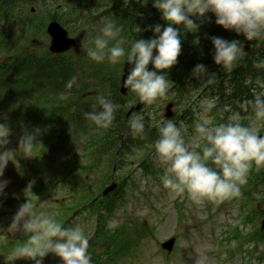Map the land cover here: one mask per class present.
I'll use <instances>...</instances> for the list:
<instances>
[{
    "label": "clouds",
    "instance_id": "9594fccd",
    "mask_svg": "<svg viewBox=\"0 0 264 264\" xmlns=\"http://www.w3.org/2000/svg\"><path fill=\"white\" fill-rule=\"evenodd\" d=\"M149 0H143L147 4ZM152 7L160 13L166 27H152L153 38L134 40L127 50V63L131 70L123 79V87L142 102L154 103L158 98L165 97L172 87L167 71L176 63L181 52V28L190 33H197L199 25L196 19L207 14L215 19L216 26L225 31L243 36L246 41L264 39V0H152ZM177 26V27H173ZM137 31H139L137 29ZM98 35L87 49V56L95 62L105 59L117 63L125 57V41L120 37L121 29L114 19L104 18ZM111 43L110 46V42ZM199 43L198 40L193 41ZM212 61L220 68L231 70L237 61L245 55L243 45L238 40H225L219 37L211 39ZM149 64L152 70L148 69ZM264 69V60L253 65ZM191 76L195 79L207 77L211 83L215 74L209 75L203 64H197ZM73 76L66 84L71 89L76 84ZM261 87L264 83L257 81ZM257 119H264V94H258L248 102ZM215 107L209 100L203 106L204 112ZM118 105L104 96L96 98L92 111L84 113V118L99 128H108L114 118ZM239 113L229 117L227 123L209 126L210 121L197 123L194 134L185 139L183 127H178L171 120H160L154 124L158 139L154 143L158 160L166 165L161 176L163 187L182 195L187 192L197 203L204 199H231L241 195L240 186L247 183V175L253 162L264 164V136L258 135L251 127L243 125ZM129 128L134 136H142L145 131L144 118L133 116ZM11 135L9 126L0 123V177H3L7 164L15 160L17 155L30 158L36 146L39 129L25 131L18 141L17 150H4ZM211 165L215 167H210ZM8 181L0 179V195L3 194ZM29 183L25 192L31 191ZM22 232L27 236L28 244L39 246L43 241L44 252L54 254L62 264H90L87 253L88 239L84 228L74 226L61 227L46 212H37L33 205L26 201L16 211L11 224L5 232ZM17 251L36 264L37 247L14 250L5 258V264H14L18 259Z\"/></svg>",
    "mask_w": 264,
    "mask_h": 264
},
{
    "label": "rangeland",
    "instance_id": "374dc122",
    "mask_svg": "<svg viewBox=\"0 0 264 264\" xmlns=\"http://www.w3.org/2000/svg\"><path fill=\"white\" fill-rule=\"evenodd\" d=\"M52 0H49L51 2ZM64 0H59L62 2ZM203 103L199 102V106ZM206 120H204L205 122ZM261 126V122H252V129L258 134V129ZM264 136V134L262 135ZM18 137V136H17ZM14 137V138H17ZM142 190H146V182L141 184ZM156 194L144 200L141 204L135 207V211L138 212L141 219L147 218L148 227H155L154 235L147 240L141 247L142 257L138 260L132 261L134 264H161L162 255L160 249L157 246L163 241L167 236L172 234H178L177 242H175L174 248L177 247V251L172 259L171 264H206L208 261L214 262L213 258L205 260L203 258L204 254L212 247L213 239L210 234V222H206L201 209H204L203 203L195 202L190 203L188 201V210L186 224L192 225L190 228L183 226L178 227V231L174 230L177 225L174 219V213L171 207L174 195L163 194V190L159 194ZM141 201V200H140ZM140 203V202H139ZM159 211V213H157ZM209 213L211 214L215 222L216 232L222 230L221 220L224 217L221 215L217 208H212ZM235 215V211L231 210L228 212L227 220H231L232 216ZM201 221H205L203 224ZM197 244L196 248H193ZM215 258V257H214ZM211 264V263H210Z\"/></svg>",
    "mask_w": 264,
    "mask_h": 264
},
{
    "label": "trees",
    "instance_id": "16d2710c",
    "mask_svg": "<svg viewBox=\"0 0 264 264\" xmlns=\"http://www.w3.org/2000/svg\"><path fill=\"white\" fill-rule=\"evenodd\" d=\"M258 60H264V49L260 53ZM57 69L63 70L64 68L62 66H57ZM231 70L233 72V76H234V80H235L234 90L241 93V94H244L245 98H248L249 97L248 94L247 95H245V94L247 92L248 93L250 92V88H249V86L245 85V83H241L239 81L238 74H239V70H241V75L248 78L251 74H254V71L253 72L249 71V67L245 63H242L240 59H239L238 63H236L235 66ZM244 70H247V72H248L247 75H244L242 73V71H244ZM260 71H261V69L256 68V74H258ZM96 73L98 75V77H96L97 83H100V84L109 83V75H110V73H113V68L111 66H108L107 63H104V64H101V65L96 67ZM261 172H263V171H261ZM262 176H264V173L262 174ZM263 184H264V181H263ZM255 185H256V181L251 182L247 189L250 190L251 187L255 186ZM247 194H249V191H247ZM263 202H264V197H263Z\"/></svg>",
    "mask_w": 264,
    "mask_h": 264
},
{
    "label": "water",
    "instance_id": "95a60500",
    "mask_svg": "<svg viewBox=\"0 0 264 264\" xmlns=\"http://www.w3.org/2000/svg\"><path fill=\"white\" fill-rule=\"evenodd\" d=\"M48 32L54 38V41L56 40V41L62 43L61 48L57 49L56 44L54 42V48L58 52L64 51L70 47L69 42L67 40H65V37H64L65 34L63 33V31L60 28H58L55 25H50ZM126 72H127V70H126Z\"/></svg>",
    "mask_w": 264,
    "mask_h": 264
}]
</instances>
